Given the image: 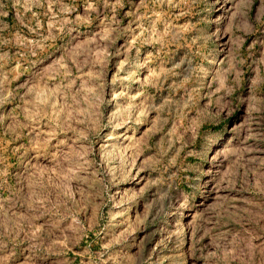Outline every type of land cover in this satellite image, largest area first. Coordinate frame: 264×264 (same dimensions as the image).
I'll return each mask as SVG.
<instances>
[{
    "label": "rangeland",
    "instance_id": "obj_1",
    "mask_svg": "<svg viewBox=\"0 0 264 264\" xmlns=\"http://www.w3.org/2000/svg\"><path fill=\"white\" fill-rule=\"evenodd\" d=\"M0 264H264V0H0Z\"/></svg>",
    "mask_w": 264,
    "mask_h": 264
}]
</instances>
